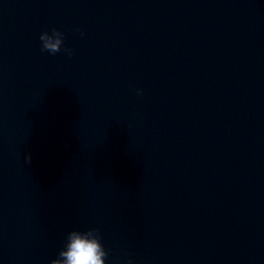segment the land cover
I'll list each match as a JSON object with an SVG mask.
<instances>
[{
    "label": "water",
    "instance_id": "1",
    "mask_svg": "<svg viewBox=\"0 0 264 264\" xmlns=\"http://www.w3.org/2000/svg\"><path fill=\"white\" fill-rule=\"evenodd\" d=\"M89 227L105 264H264V0H0V264Z\"/></svg>",
    "mask_w": 264,
    "mask_h": 264
},
{
    "label": "clouds",
    "instance_id": "2",
    "mask_svg": "<svg viewBox=\"0 0 264 264\" xmlns=\"http://www.w3.org/2000/svg\"><path fill=\"white\" fill-rule=\"evenodd\" d=\"M83 35V32H80ZM41 51L55 54L63 51L65 55L71 56V48L64 45V33L57 28L43 30L38 35ZM136 94H141V89L137 88ZM29 156L24 155L27 163ZM107 252L100 242V234L97 228L86 229L72 228L65 232L62 246L56 254V258L50 260L49 264H105ZM126 264H134L129 257Z\"/></svg>",
    "mask_w": 264,
    "mask_h": 264
}]
</instances>
